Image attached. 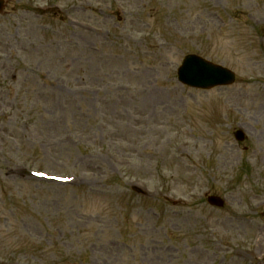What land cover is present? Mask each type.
<instances>
[{
	"label": "rangeland",
	"instance_id": "1",
	"mask_svg": "<svg viewBox=\"0 0 264 264\" xmlns=\"http://www.w3.org/2000/svg\"><path fill=\"white\" fill-rule=\"evenodd\" d=\"M5 1L0 264H264V0Z\"/></svg>",
	"mask_w": 264,
	"mask_h": 264
},
{
	"label": "water",
	"instance_id": "2",
	"mask_svg": "<svg viewBox=\"0 0 264 264\" xmlns=\"http://www.w3.org/2000/svg\"><path fill=\"white\" fill-rule=\"evenodd\" d=\"M2 1H0V9ZM178 81L184 85L197 89H210L216 86L229 85L233 82V75L225 69L211 65L195 56L184 58L177 72ZM235 138L242 141V135L237 133ZM207 202L211 206L221 207L222 202L215 197H209Z\"/></svg>",
	"mask_w": 264,
	"mask_h": 264
}]
</instances>
